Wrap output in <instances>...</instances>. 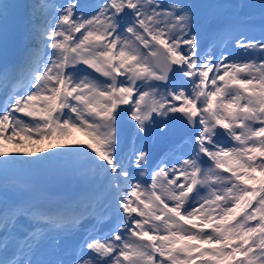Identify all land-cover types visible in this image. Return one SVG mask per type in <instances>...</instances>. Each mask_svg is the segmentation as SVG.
Listing matches in <instances>:
<instances>
[{"label":"snow or ice","instance_id":"obj_1","mask_svg":"<svg viewBox=\"0 0 264 264\" xmlns=\"http://www.w3.org/2000/svg\"><path fill=\"white\" fill-rule=\"evenodd\" d=\"M63 157L75 195L7 182ZM0 174V264H264V0H0Z\"/></svg>","mask_w":264,"mask_h":264},{"label":"bare ground","instance_id":"obj_2","mask_svg":"<svg viewBox=\"0 0 264 264\" xmlns=\"http://www.w3.org/2000/svg\"><path fill=\"white\" fill-rule=\"evenodd\" d=\"M194 2H196V0H194ZM24 118H26V117H24ZM45 142L46 141L42 142V144L36 146V148L30 147L28 149V151L30 150L31 152H35L36 156H41L38 149L41 148V146H43L44 144H47ZM75 147H77V145H75ZM153 147H156V142H153V144L149 147V149H155ZM57 148L58 147L53 148L54 149L53 152L58 150ZM49 151H51V150H49ZM164 152L165 151H162L161 153H159V155L156 156V159H159L163 155ZM43 154L46 156L48 154V151L43 152ZM26 159H35V157H26ZM46 163L51 164L49 166V170L55 172V168H54L53 164H56V163L61 164L62 160L51 159V160L46 161ZM31 165L32 164L18 165V166H16V168L26 169V168L30 167ZM63 169H65V167H63V168L59 167V170L62 171ZM54 174H56V175H53V177L49 176L50 178H48V181L41 183V184H21V186L25 189L20 190V197L25 198V197H28L29 195L31 197L32 196L54 197L53 192H56V191L61 190L63 188H67L68 183L66 181H64V179H60V176L57 172H55ZM4 179H5V177L2 174H0V181H3ZM6 179H7V182L9 185L11 183V184L17 186V181L15 179H12L8 173H7ZM16 188L18 190V187H16ZM50 193H51V195H49Z\"/></svg>","mask_w":264,"mask_h":264},{"label":"rangeland","instance_id":"obj_3","mask_svg":"<svg viewBox=\"0 0 264 264\" xmlns=\"http://www.w3.org/2000/svg\"><path fill=\"white\" fill-rule=\"evenodd\" d=\"M79 135V136H78ZM80 135H83L82 133H74V138H81L82 136H80ZM84 139H86V137H83ZM45 143H47V144H44L43 146H41L42 148H44V149H46V151H48V152H53V148L52 147H50V145H49V143L46 141ZM65 144H68V147H75V145H71L70 143H66V142H63V141H61V142H57V147H58V150H59V148H62V147H66V145ZM61 146V147H60ZM49 150H51V151H49ZM57 150V151H58ZM30 151V150H29ZM31 152V151H30ZM39 153H40V155L41 156H45L44 154H43V152H40L39 151ZM14 155V154H13ZM73 159V158H72ZM63 163V162H62ZM67 164H68V166L69 167H73V165H72V161H71V159L68 157V161H67ZM44 166V165H43ZM47 167H49V166H47ZM44 168H45V166H44ZM75 168V167H74ZM73 168V169H74ZM76 170V171H75ZM75 170H73V174H74V177H73V179L71 180V182H72V184L75 186H81L82 184H83V181L85 180V179H87L86 177H85V179H84V177L81 175V174H79L78 173V170L77 169H75ZM65 174H67L68 173V171H66V172H64ZM53 175H56V174H53ZM60 176V175H59ZM60 179H62V176H60ZM47 181H48V179H47Z\"/></svg>","mask_w":264,"mask_h":264}]
</instances>
